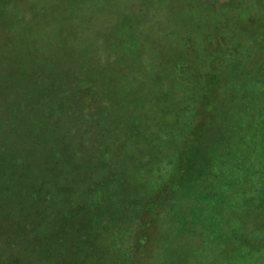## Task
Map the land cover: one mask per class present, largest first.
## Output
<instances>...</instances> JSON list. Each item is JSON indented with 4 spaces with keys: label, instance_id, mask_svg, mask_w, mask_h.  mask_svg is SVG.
Segmentation results:
<instances>
[{
    "label": "rangeland",
    "instance_id": "rangeland-1",
    "mask_svg": "<svg viewBox=\"0 0 264 264\" xmlns=\"http://www.w3.org/2000/svg\"><path fill=\"white\" fill-rule=\"evenodd\" d=\"M10 4L5 6L8 11L3 12L4 6L0 3V173L8 162L4 148L16 135L10 126L17 125L14 123L21 119L19 110L23 107L28 112L49 109L42 117L45 122H53L55 113L61 120V113L66 109L83 112L78 105H71L69 94H78L82 100L87 94L92 95V108L96 105L103 108L104 103L112 106L111 127L108 126L107 132L99 130L95 138V150L99 144L108 145V156L114 157L130 144V151L142 148L139 154L147 146L146 152H151L157 149V138L167 133L165 129L169 130L170 137L175 138L182 129L184 138L189 136L182 144L176 141V146L168 151L169 158L179 156V152L184 161L195 160L194 154L205 156L211 148L209 139L215 138L211 127L217 129L212 124V116L225 104L220 100L215 106L212 89L237 81L240 89L230 91L227 104L235 96L234 91L244 92L245 88L254 87V84L242 87L237 76L240 66L234 60L253 46L259 53L264 52V0H15ZM205 78L206 87L201 86L202 90L200 83ZM191 104L196 105L191 111L193 115L189 113L193 122L190 121L188 131L185 126L189 118L182 116V109L188 110ZM85 134L82 129L83 140L88 137ZM16 141L19 143V136ZM24 169L22 164L13 173L17 178L22 174L27 177ZM107 183L91 179L87 188L75 184L83 195L77 194L68 202L78 209L91 208L99 197L98 190L108 188L109 184L104 185ZM164 192H160L163 202L157 199L162 205L156 213L144 212L143 223H130L126 237L113 244L120 247L117 255L121 259L126 252L132 264H149L153 256L157 264H264V235L254 238L241 234L244 242L235 241L232 246L227 241L232 231L214 224V220H221L215 213L198 212L194 216L198 221L196 227L185 222V206H174L171 218L167 215L164 220L179 221L175 225L178 230H164L162 215L158 216L167 201ZM67 194L71 198V192ZM5 200L0 197V250L7 248L13 254L28 246L24 238L37 246L40 241L34 236L44 238L36 232L24 237V227L13 234L10 231L15 226L25 225L29 229L43 217L48 221L54 219L65 203L56 199L57 206L51 204L44 209L38 202L22 211L21 205L19 209L10 208ZM143 202L154 201L148 198ZM148 216L155 219L146 224ZM244 216L245 213H240L238 218ZM231 217L227 215L228 219ZM246 217L264 218L260 213ZM208 221L211 225L201 234V225ZM141 225L149 226L140 230ZM263 226L264 220H261L255 227L264 231ZM140 237L146 240L140 243ZM230 249L233 251L229 252ZM23 253L10 255L7 261L18 259L16 264H45L28 252L25 256ZM254 253H260L256 260L250 257ZM236 254H244L247 260L244 257L238 260ZM98 257L102 258L103 254L90 256L88 262ZM50 264L71 262L52 258Z\"/></svg>",
    "mask_w": 264,
    "mask_h": 264
},
{
    "label": "trees",
    "instance_id": "trees-1",
    "mask_svg": "<svg viewBox=\"0 0 264 264\" xmlns=\"http://www.w3.org/2000/svg\"><path fill=\"white\" fill-rule=\"evenodd\" d=\"M1 2L4 6L2 11H8L5 6L10 4V0H0ZM14 2L15 0L10 5L12 6ZM243 51L234 60L240 66L237 68L238 80L243 83L242 87H248L249 84H254V87L245 88L244 92L234 91L232 95L235 96H232L227 104L230 91L240 89L237 81L232 85L212 89L215 91V106L216 101L220 100L225 104L220 106L219 112L213 114V118L210 117L217 129L211 127L215 138L209 139L211 146L208 148L209 154L205 156L194 154L195 160L184 161L181 157L182 152H179V156L169 158L168 151L172 146H176V141L182 144L189 138V136L184 138L186 134L183 133V129L177 133L178 139L170 137L169 130L165 129L168 135L164 132L157 138L155 145L157 149L146 152L147 146H143L144 150L139 153L140 155L138 151L142 148L130 151L131 144L120 153L114 154V157L108 156V145L104 147V144H99L95 150V138L97 139L99 130L107 132L108 126L111 127L109 119L114 112L112 106L105 103L103 108L98 105L92 108V95L89 94L84 100L78 94H69L68 100L71 105L73 107L78 105L83 112L75 113L66 109L62 111L64 114L60 112L63 115L61 120L58 113H55L53 122H45L42 118L46 112L49 113V109L44 111L38 108L28 112L26 108H21L18 113L22 121L20 119L18 123L17 121L14 123L18 126H10V131L16 135L13 139L12 136L9 138L12 141L8 142L7 146L3 143L8 162L0 173V197L6 199L10 208L19 209L21 205L22 211L23 209L27 211L29 206L38 202L44 209L50 208L51 204L57 206L56 199L65 203L54 219L48 221L43 217L41 222L33 223L32 229L26 228L25 225L18 228L15 226L10 231L13 234L16 229L24 227V237L36 232L38 236L43 235L44 238L41 240L34 236L40 241L38 246L24 238L28 246H22V252L16 254L7 248L0 250V264H16L18 259L8 262V257L18 256L23 251L24 256L28 252L31 257L35 256L45 264L51 263L52 258H60L61 261H69L71 264L78 260L79 264H132L126 252L122 253V259L117 255L120 247L113 244L117 239L121 240L122 236L126 237L130 223L134 221L143 223L141 219L144 212L156 213L158 207L162 205L157 199L163 202L160 198L161 190L166 191L164 197H167L163 210L158 214L162 215L161 226L164 230L167 228L170 232L178 230L175 225L179 224V221L164 218L167 215L171 218L173 207L182 204L187 210H185L187 217L184 220L192 226H198V221L194 219L198 212L201 215L215 213L217 218L220 217L221 220H214V224H219V227L226 231H232L233 234L227 237L232 246L235 241L244 242L241 234L253 235L254 238L263 236L264 231L258 230L259 227L255 226L264 218L246 216L251 213H260L264 216V52L259 53L254 46L253 49ZM210 75H213L212 72ZM206 81L207 78L200 83V87L205 86ZM195 105L191 104L188 110L182 109V116L187 115L189 118L185 130L190 131V121L191 124L193 122L191 111ZM76 125L78 129L73 127ZM64 127H67L68 132H65ZM82 129L86 131L85 135H88V140L85 139L87 141L81 137ZM18 136L19 143L16 141ZM126 143L128 144V141ZM84 149L87 150L86 153ZM15 151L18 152L17 155ZM188 155L185 153L184 156L190 158ZM22 164L27 177L22 174L21 178H17L13 172L20 170ZM114 164L117 166L116 169ZM200 166L205 167L198 170ZM55 172L56 174H53ZM91 179L108 182L104 184H109L108 188H99V197L93 207L84 206L78 209L70 204L68 199H73L77 194L82 197L83 194L77 186L87 188ZM167 186H171L169 191ZM69 192L71 198L67 194ZM46 195L51 196L47 198ZM148 198L154 202L144 203L143 200ZM240 213H245V216L238 218ZM228 214L233 217L228 219ZM153 219L155 218L150 219L148 216L145 223H150ZM210 225L209 221L201 225L203 227L201 234ZM148 226L141 225L140 230ZM247 226L254 227L255 230L252 231ZM139 239L140 243L146 240L142 237ZM32 240L34 242L33 238ZM231 251L233 249L229 250ZM96 254H103V257L94 259L96 262L93 259L92 262H88V258ZM244 254H236V258L238 260L245 258ZM259 255L260 253H254L250 257L256 260ZM149 264H157V258L151 257Z\"/></svg>",
    "mask_w": 264,
    "mask_h": 264
}]
</instances>
